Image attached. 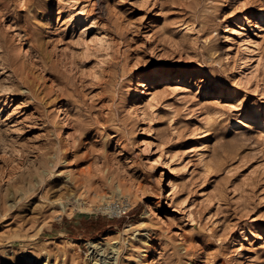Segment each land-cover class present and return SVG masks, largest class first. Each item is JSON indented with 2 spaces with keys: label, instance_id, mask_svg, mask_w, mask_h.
<instances>
[{
  "label": "rangeland",
  "instance_id": "obj_1",
  "mask_svg": "<svg viewBox=\"0 0 264 264\" xmlns=\"http://www.w3.org/2000/svg\"><path fill=\"white\" fill-rule=\"evenodd\" d=\"M0 213V264H264V0H0Z\"/></svg>",
  "mask_w": 264,
  "mask_h": 264
},
{
  "label": "bare ground",
  "instance_id": "obj_2",
  "mask_svg": "<svg viewBox=\"0 0 264 264\" xmlns=\"http://www.w3.org/2000/svg\"><path fill=\"white\" fill-rule=\"evenodd\" d=\"M61 106H59V109H58V113H63V111H62V108H60ZM61 126H63V124H61ZM58 204H59V206H60V208H61V211H65V203H62L61 201H58ZM150 206L147 204V206H146V208L143 210V212H142V216H144V215H146L148 212H149V210H148V208H149ZM3 211V209H1V212ZM1 214V213H0ZM3 214V213H2ZM5 214V213H4ZM149 214V213H148ZM147 216V215H146ZM141 223H144V219H138L137 221H135V222H132V223H129V224H127L126 226H125V228H124V230H128V231H130L131 232V230H133V233L134 234H139L140 233V230H142V228L143 227H141L140 225H141ZM137 225V226H136ZM138 230V231H137ZM107 234V233H106ZM109 234V233H108ZM141 234H147V232H142ZM36 236V235H35ZM103 239H106V235H104V236H102V237H100L99 239H93V240H84L85 241V243H88L89 245H90V247H92V250H95V253L97 252L98 253V251H101L102 249H100V247H98V242H100L101 243V240H103ZM33 240V239H32ZM115 242V241H114ZM33 246V245H32ZM31 247V246H30ZM104 250V249H103ZM33 250H31V252H32ZM44 251V250H43ZM110 251H112L113 252V256H114V253H115V250H114V247H113V245L112 246H110ZM38 252V251H37ZM46 253V252H45ZM35 254V253H34ZM102 254V253H101ZM40 255V254H39ZM43 255V254H42ZM51 256V255H50ZM113 256H111V257H113ZM52 257V256H51ZM117 258L118 257H115V260H113V261H115V262H112V263H115L116 264V261H117ZM51 259V258H50ZM104 259V258H103ZM47 260H49V259H47ZM105 260V259H104ZM97 261V260H96ZM109 262V261H108ZM94 264L95 263H98V262H93ZM101 263V262H100ZM107 263V262H106ZM46 264V263H45Z\"/></svg>",
  "mask_w": 264,
  "mask_h": 264
},
{
  "label": "trees",
  "instance_id": "obj_3",
  "mask_svg": "<svg viewBox=\"0 0 264 264\" xmlns=\"http://www.w3.org/2000/svg\"><path fill=\"white\" fill-rule=\"evenodd\" d=\"M85 223L87 224V225H86L87 227H91V226H89L90 223H91V221H86ZM110 226H111L110 223H106V224H102V223H101V224H97V225H95V228H96V227H99L100 229H105V228H110Z\"/></svg>",
  "mask_w": 264,
  "mask_h": 264
}]
</instances>
